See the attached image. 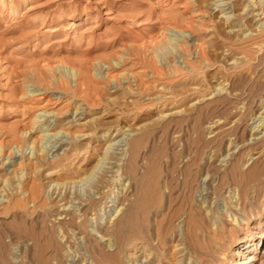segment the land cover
<instances>
[{
  "label": "rangeland",
  "instance_id": "rangeland-1",
  "mask_svg": "<svg viewBox=\"0 0 264 264\" xmlns=\"http://www.w3.org/2000/svg\"><path fill=\"white\" fill-rule=\"evenodd\" d=\"M253 1L0 0V264H264Z\"/></svg>",
  "mask_w": 264,
  "mask_h": 264
},
{
  "label": "bare ground",
  "instance_id": "bare-ground-1",
  "mask_svg": "<svg viewBox=\"0 0 264 264\" xmlns=\"http://www.w3.org/2000/svg\"><path fill=\"white\" fill-rule=\"evenodd\" d=\"M251 2V1H250ZM254 3V1L252 0ZM249 6V5H248ZM251 10V9H250ZM251 15H254L255 17L258 16V19H261L262 16L264 15V6L263 7H257V11L253 13L251 12ZM237 17V16H236ZM236 28H239V26L236 25ZM234 29V28H233ZM234 31V30H233ZM226 52V51H225ZM235 64V63H234ZM220 76V74H218ZM221 84V83H220ZM223 89V88H222ZM68 153V152H67ZM73 153V152H72ZM73 155V154H72ZM68 157V156H67ZM65 158V157H64ZM57 162V161H56ZM55 163V162H54ZM53 163V164H54ZM60 164V161H59ZM52 165V164H51ZM58 165V164H57ZM61 166H66L61 164ZM60 166V167H61ZM59 167V166H58ZM69 167V166H68ZM55 168L56 164H55ZM62 168V167H61ZM63 169V168H62ZM66 169V167H65ZM64 169V170H65ZM57 170V169H56ZM61 172L63 170L59 169ZM67 170V169H66ZM57 172V171H55ZM59 172V171H58ZM19 175V174H18ZM15 176V175H14ZM10 177V176H9ZM8 176L5 177V179L2 180V182H11V178ZM13 185V184H12ZM19 185V184H18ZM66 186V185H65ZM106 187V184L103 182L99 185L100 189ZM4 184L0 187V192L3 191ZM66 189V188H65ZM98 189V188H97ZM99 189V190H100ZM68 192V191H67ZM102 193L101 191H99ZM99 193V194H100ZM32 197L35 196L36 193L33 192L31 193ZM65 194V193H64ZM102 195V194H101ZM77 197V196H76ZM79 203L82 205L87 204L85 202L86 200H80L79 197ZM135 216V213L133 211L129 212L126 217L119 223V232L120 234H123L126 232V229L128 226L131 224L133 218ZM194 216V215H193ZM193 218V217H192ZM230 220H234V218H231ZM196 222V221H195ZM193 223V221H192ZM193 225V224H192ZM198 227V226H197ZM191 228V227H190ZM189 228V229H190ZM191 231V230H190ZM195 231V230H194ZM235 228H229L222 226L221 229H216V230H210L208 231L207 236L205 237V242L207 243V246H205V250L202 251V248H199L198 250H195L196 255L198 256L200 260V264H222V262H226L227 264H246L245 261L242 260L241 258V252L239 248L237 247H231V240L229 238L230 235L235 234ZM193 232V231H192ZM191 232H188L187 234L190 235ZM137 245V244H135ZM134 245V246H135ZM250 245V244H249ZM195 249V248H192ZM238 256V257H236Z\"/></svg>",
  "mask_w": 264,
  "mask_h": 264
}]
</instances>
